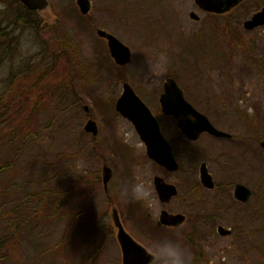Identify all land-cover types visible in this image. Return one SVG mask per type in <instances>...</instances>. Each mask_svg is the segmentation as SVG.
<instances>
[{
  "label": "rangeland",
  "instance_id": "1",
  "mask_svg": "<svg viewBox=\"0 0 264 264\" xmlns=\"http://www.w3.org/2000/svg\"><path fill=\"white\" fill-rule=\"evenodd\" d=\"M48 1L47 9L33 13L44 28L17 25L14 32L10 30L18 39L16 47L0 62V93L10 88L9 99L16 97L18 110L25 102L30 105L17 112V121L12 124L22 121L24 131L6 125L2 136L5 142L8 133L19 137L28 134L21 153L14 154L15 147L8 156L16 167L35 159L30 170L34 173L29 175H38V183L26 185L24 192L52 188L66 217L49 218L51 224L30 239L26 233L18 234L19 250L9 248V257L17 264L18 256L19 264H80L87 261L86 257L89 264H122L110 218L111 205H116L126 229L150 249L163 237L185 238L193 244L192 255L197 251L192 264H264V150L258 143L264 138V26L252 30L243 27V21L264 6V0H247L228 17L208 16L193 0H90L86 16L80 14L76 0ZM11 3L18 7L17 2ZM8 9L6 0H0L1 17ZM191 10L199 15L198 20L189 17ZM97 28L132 46L130 63L119 67L105 50H100L103 40ZM66 46L68 50L63 49ZM52 47L57 51L51 66L54 72L45 68L51 63L50 57L42 56ZM159 53L166 54L164 71L154 69ZM36 63L43 71L39 78L31 70ZM168 77L174 78L185 89V97L223 130L235 137L245 136V143L227 142L215 152L217 142L206 135L196 145L184 144L174 121L162 115L160 120L169 138L176 140L180 164L187 172L170 179L184 176L187 187L190 180H198L199 163L208 160L210 170L216 171V181L231 178L247 182L255 195L242 206L234 198L230 200V193L216 197L203 190L200 201H193L192 206L187 204L188 197L184 202L187 206L173 204L168 208L191 217L200 211L201 218L188 219L175 230H160L151 221L158 218L163 207L152 186L153 175L161 171L147 159L131 124L115 112L114 101L126 81L157 109L162 84ZM4 99L6 105L8 97ZM83 105L89 110L85 111ZM88 118L96 121V137L84 131ZM246 146L248 153L244 151ZM195 147L207 151L198 157ZM217 153L229 154V164L222 157L215 164ZM104 164L113 171L107 192L102 183ZM226 169H230L228 175ZM27 175L19 177L15 186ZM137 177L150 193L137 206L139 209L123 194ZM130 202L131 210H135L132 215L128 214ZM53 205L55 208L56 203ZM219 224L231 227L232 236L218 235ZM63 238L64 244L57 247Z\"/></svg>",
  "mask_w": 264,
  "mask_h": 264
},
{
  "label": "water",
  "instance_id": "2",
  "mask_svg": "<svg viewBox=\"0 0 264 264\" xmlns=\"http://www.w3.org/2000/svg\"><path fill=\"white\" fill-rule=\"evenodd\" d=\"M29 9L43 11L48 7V0H19ZM239 0H195L199 7L210 12L221 13L230 9ZM79 10L86 14L90 8V0H76ZM192 18H197L193 13ZM264 24V8L255 13L251 19L244 22V27L251 29L255 26ZM97 34L105 37L108 41L109 51L113 59L118 64H126L130 61L129 49L123 45L115 36L106 33L102 29H97ZM160 104L165 114H171L177 119V125L181 131L190 139H196L202 131H208L212 134L223 135L224 133L215 129L209 120L203 114L199 113L191 104H189L182 95L181 89L177 86L173 78H167L164 82V91L160 96ZM116 109L126 118L132 121L140 138L147 146L149 157L153 158L160 165L174 169L177 164L173 159L168 143L163 139L159 132L157 122L153 118L149 109L134 94L133 90L124 85V92L116 102ZM84 110L88 107L85 105ZM86 132L95 136L98 132L97 124L93 119H88L84 126ZM264 147V142H262ZM202 183L207 187H212L211 176L207 173L204 166L201 167L200 174ZM111 178L109 167H103V184L106 188ZM155 184L161 201H168L174 194L173 187L166 185L156 177ZM235 197L240 200H247L250 190L243 184L235 186ZM111 218L116 228V237L122 251V264H148L151 259L149 252L141 244L135 241L131 235L124 229L118 211L115 206L111 210ZM183 215H171L165 211L161 212L159 224L179 225L183 222ZM221 234L228 231L222 227L218 228Z\"/></svg>",
  "mask_w": 264,
  "mask_h": 264
},
{
  "label": "trees",
  "instance_id": "3",
  "mask_svg": "<svg viewBox=\"0 0 264 264\" xmlns=\"http://www.w3.org/2000/svg\"><path fill=\"white\" fill-rule=\"evenodd\" d=\"M10 1L11 0H6L9 9L4 11L5 15H3V17L0 15V62L3 60L5 55L12 52L13 47H16L18 35L15 36L13 32L17 29V27H19L17 25L22 26V28H31L36 30L40 26L37 19L33 18L35 17L33 15L35 12L26 9L17 0H13L17 2L15 5H18L17 8H14L12 3L10 4ZM1 12L2 11H0V13ZM4 19L6 21H4ZM40 28L44 27L40 26ZM55 45L57 47V43ZM63 49L68 50V46L63 47ZM56 52V48L52 47L49 51H44L42 54V56L48 55L51 59V63L45 67L50 72H54V68L51 66L54 64L53 59H55ZM76 52L78 54L80 53L78 50ZM31 70L34 72L36 77H41L43 71L40 70L39 63H36L35 67L31 68ZM11 94L12 90H10V88H8L7 91L4 90L0 93V264H17L12 257H9L8 253H10L9 248H16L19 250V248L16 247L18 234L21 235L22 233H26L30 239L37 231H41L45 225L51 224V222L47 221L49 218L53 217L59 219L61 217H66L65 209H63V205H61L59 199L55 198V195H53L54 191L52 188L46 186L40 190L36 189V192L35 189L24 192L25 188H27L26 185H37L38 183V175L33 177H30L29 175V172L34 173V171L30 170L34 167L33 165L35 163V159H27L23 165H18V167H16L13 158L8 157L9 153L12 155V149H16L15 147H17V153L14 151V154L21 153L28 134L26 133V136L24 135L19 137L16 134L13 135L8 133L7 140L3 142L4 137L2 136V132L7 125L10 129L18 126L16 130H19L22 133V129L24 131V127H21V125H23L22 121L19 122V125L12 124L13 121H17V112L20 114L22 112L21 110L29 107L30 105L25 102L21 109L18 110L15 106L16 97L9 99ZM4 97H8L6 105L3 104V101L6 99H4ZM40 97L41 96H39L38 99ZM53 163L55 164L56 161H53ZM26 172L28 175L25 177L26 179L23 183L15 186L18 183V178L25 175ZM25 181H27V184ZM20 192L22 193L20 194ZM55 203L56 206L54 208L53 204ZM133 203L135 207L139 209L137 206H140V202L134 201ZM27 204L28 206H26ZM47 209H49L48 214L45 213ZM141 210L142 209H140V211ZM132 212L135 213V210H132ZM138 215H141V213H138ZM65 238L58 242L57 247L64 244ZM178 240H181V242L190 249L191 253H193V244H189L190 240L186 241L185 238ZM49 250L52 251L53 247ZM47 251L48 247L43 251V253L45 252L46 254ZM196 252L194 250V254L192 255L193 260L195 259ZM91 255L93 254H90V257ZM86 259L87 261L80 264H89V258L86 257ZM20 260L21 257L18 256V264L20 263Z\"/></svg>",
  "mask_w": 264,
  "mask_h": 264
},
{
  "label": "flooded vegetation",
  "instance_id": "4",
  "mask_svg": "<svg viewBox=\"0 0 264 264\" xmlns=\"http://www.w3.org/2000/svg\"><path fill=\"white\" fill-rule=\"evenodd\" d=\"M245 1H247V0H242V1H240V2H238V4H236V6H234L233 8H231L230 10H228L227 12H224V13H221V14H209L208 12H205V11H203V10H201L197 5H195V3H194V5L196 6V8L198 9V10H200L201 12H203V13H206L208 16H216V17H218V16H223V17H228V16H230L231 15V13L240 5V4H242L243 2H245ZM264 6H262L261 8H263ZM260 8V9H261ZM260 9H257V10H255L253 13H255V12H257V11H259ZM29 10H31V9H29ZM31 11H33V12H35L36 14L37 13H40V12H42V11H38V10H31ZM190 12H193V13H195V11H193V10H191ZM252 13V14H253ZM196 14V13H195ZM86 16V15H85ZM46 24V26H47V22L46 21H44V25ZM264 25H262V26H258V27H255V28H253V29H257V28H260V27H263ZM115 36V35H114ZM116 37V36H115ZM117 38V37H116ZM101 39L103 40L101 43H99V45H100V47L102 48V49H100V50H105L106 51V53H107V55H108V57L111 59V61H113V63L115 64V65H117V66H119V67H123L124 65H119V64H117L114 60H113V58L111 57V54H110V52H109V46H108V41H107V39L105 38V37H101ZM123 45H125L128 49H129V52H130V61L128 62V63H130L131 62V60H132V46L130 45V44H127V43H125V42H123V41H121L119 38H117ZM127 63V64H128ZM177 82V81H176ZM125 84H127L132 90H133V92H134V94L143 102V104L150 110V112H151V114H152V116H153V118L155 119V121L157 122V125H158V127H159V131H160V134H161V136L163 137V139L168 143V146H169V148H170V153H171V155H172V157H173V159L175 160V162H176V164H177V166L174 168V169H170V168H168V167H164V166H161V165H159V164H157L153 159H151V158H149L146 154V157H147V159L148 160H150L151 162H152V164L156 167V168H158L157 170H160L161 171V174H158V173H156L155 175H153V177H152V186H153V190H154V192H155V195H156V197H157V200H158V202L163 206L162 207V209L159 211V213H158V218L156 219V220H154L153 218V220L151 221V224L153 225V227L155 228V229H163V230H175V229H177V228H179L180 226H182L184 223H186L187 221H188V219H192V218H196L197 220H198V218H201L202 216H203V214L200 212V211H197V212H194L193 214H192V216L193 217H191V216H189V213H185V212H183V211H179V210H176V211H173V210H170V209H168V208H170V205H173V204H175V205H177V206H179V207H184L186 204L184 203L186 200V198H190L188 201H190V202H188L187 204H190L191 206H192V204H193V201H200V199L202 198V195L200 194V193H202L203 192V190H206V191H208V192H212L213 194H214V196H216V197H218V196H223L222 194H224L225 196L227 195V193H230L229 194V197H230V200L233 202V198H234V201H235V203L237 202L238 204H240V205H242V206H245V205H248L249 203H250V199L251 198H253L254 197V195H255V193H254V191H253V189L251 188V186L247 183V182H242V181H237V180H233V179H231L230 177H231V175L228 177V176H226L225 178H230V180L228 181V180H225V179H223L222 180V182L221 183H219L218 181H216V179H214V177L213 176H215L216 175V171L214 170V169H212L211 168V170L213 171H211L210 170V164H209V162H208V160H202L200 163H199V166H198V170H197V172H198V180H196V181H189V183H187V187H185V181H184V176L185 175H187V172H186V170H184L183 169V165L181 166V164H180V161H179V151L176 149V140H174V138H169V136L167 135V131H166V129H165V126H164V124H163V122H161V120H160V117L163 115L164 116V118H166V119H171V120H173L174 121V123H175V127H176V129H177V132H178V135H179V137L178 138H180V137H182V139L184 140H182V142L185 144V143H189V144H191V145H196L195 143L197 142V141H199L200 140V137L202 136V135H206V136H208L209 138H211L213 141H215V142H217V145L215 146V152L217 151V149H218V147H220L221 148V146L223 145V144H225V143H239V144H242V143H245V142H243V140L245 139V136H243V135H240V136H238V137H235V136H233L232 134H231V132H228L227 130H223V128H221L220 126H218L217 125V123L214 121V120H212L211 118H209V116L207 115V114H205L206 112H204V111H202V110H200V112H202L203 114H205L208 118H209V121H210V123L213 125V127H215L216 129H218L219 131H221V132H223L224 134L223 135H216V134H211V133H209V132H201V134L198 136V138L197 139H195V140H192V139H189V138H187V136L181 131V129L178 127V125H177V120L175 119V117L174 116H172V115H169V114H165V113H163V111H162V109H161V104H160V96H161V94L163 93V90H164V82H163V84H162V91H161V93L159 94V96H158V108L157 109H154V108H152V105L151 104H149V102H148V100H145L142 96V94L140 93L139 94V92H137V90L132 86V85H130L129 83H127L126 81H123L122 82V87H121V91H120V93H119V95L117 96V98H116V100L114 101V109H115V104H116V102H117V100L122 96V94H123V92H124V85ZM178 84V83H177ZM178 86H179V88L181 89V92H182V94H183V97H184V99L185 100H187L190 104H192L194 107L195 106H197L195 103H193L191 100H190V98L188 99L187 97H185L186 95H184V93H185V89L181 86V85H179L178 84ZM84 106L85 105H83L82 107H83V109H84ZM87 106V105H86ZM88 107V106H87ZM196 108V107H195ZM197 109V108H196ZM88 110H89V107H88ZM87 110V111H88ZM198 110V109H197ZM115 112L118 114V115H120L121 116V114L119 113V112H117L116 111V109H115ZM159 112H160V114H159ZM88 113V112H87ZM122 117V116H121ZM124 120H126L128 123H130L131 124V122H129L126 118H124V117H122ZM88 119H90V118H88ZM92 119V118H91ZM94 120V119H93ZM95 121V120H94ZM96 122V121H95ZM131 126L133 127V129H134V126L131 124ZM168 126L170 127L171 125H170V123L168 124ZM98 128V127H97ZM134 131H135V129H134ZM98 132H99V129H98ZM98 132H97V134H98ZM135 133H136V131H135ZM96 134V135H97ZM96 135L95 136H93V137H96ZM136 135H137V133H136ZM137 137H138V135H137ZM138 139H139V137H138ZM240 139V140H239ZM247 139H250L248 136H247ZM140 140V139H139ZM221 140H224V142H219V141H221ZM264 141V138H261V139H259V148H261V149H263L262 148V142ZM141 142V141H140ZM142 143V142H141ZM222 143V144H221ZM143 144V143H142ZM143 147H144V150L146 151V148H145V145L143 144ZM223 150V149H222ZM264 150V149H263ZM203 151H207V149H205L204 147L203 148H201V147H195V149H194V152H195V154H196V156H198L199 157V155H200V153H202ZM224 151V150H223ZM223 151H222V153H223ZM244 151H246L247 153H248V151H250V149H249V147H244ZM242 152L243 154H246L245 152ZM222 153H217L215 156V164H219L218 162H219V160H220V158L222 157V158H224L225 159V164H229V161H230V156H229V154H227V155H224V154H222ZM204 156V155H203ZM200 157H202V156H200ZM214 160H212V161H214ZM259 160V159H258ZM211 161V160H210ZM259 163V162H258ZM225 164H224V166H223V168H225ZM104 166H108L107 164H104L103 165V167ZM202 166H204V168H206V170H207V172L210 174V176H211V181H212V183H213V186L212 187H206V186H204L203 184H202V182H201V177H200V174H201V167ZM103 167H102V177H103ZM108 167H110V166H108ZM110 169H111V178H110V180L108 181V183L109 182H111L112 181V179H113V171H112V168L110 167ZM230 169H226V173L227 174H225V175H228V171H229ZM180 173H182L184 176H182V178H181V180L179 179V180H175V179H173V180H171L170 179V176H172V175H179ZM182 174H180V176L182 175ZM156 177L157 178H159L160 180H161V182L162 183H164V184H166V185H169V186H172L173 187V191H174V194L170 197V199L168 200V201H161V199H160V197H159V194H158V192H157V188H156V184H155V179H156ZM173 177H176V176H173ZM108 183H107V185H108ZM237 184H243V185H245L249 190H250V195L248 196V198H247V200H245V201H243V200H240V199H238L237 197H235V186L237 185ZM103 188H104V191L105 192H107V188H108V186H106V188H105V186H104V184H103ZM186 188V189H185ZM134 202V201H133ZM131 204H132V202H130V203H128V210H129V213L128 214H131L132 215V210H131ZM232 204V203H231ZM113 206H115L116 207V209H117V211H118V214H119V217H120V220H121V223H122V225H123V227L125 228V230L127 231V232H129V234H131L132 235V237L134 238V239H136L138 242H140L147 250H149L150 252H151V249H150V247L147 245V243L145 242V243H143L142 241H139L138 240V238H136L134 235H133V233H131L129 230H128V228L126 229V227H125V221H124V219H123V217L121 216V214H120V212H119V209H118V207L116 206V205H111V209L113 208ZM187 206V205H186ZM111 211V210H110ZM161 211H166L167 213H169V214H178V215H183L184 216V220H183V222L181 223V224H179V225H177V226H171V225H166V224H159V214H160V212ZM193 223H197L196 221H192V224ZM219 227H222L224 230H226V231H228V233H226V234H221L220 232H219V230H218V228ZM216 232H217V234L218 235H220V236H224V237H230V236H232V234H233V231H232V228L230 227V228H227V227H225V226H223V225H221V224H219V225H217V228H216ZM115 237H116V231H115ZM195 247H197V243L195 244ZM198 248H196V250H197Z\"/></svg>",
  "mask_w": 264,
  "mask_h": 264
},
{
  "label": "clouds",
  "instance_id": "5",
  "mask_svg": "<svg viewBox=\"0 0 264 264\" xmlns=\"http://www.w3.org/2000/svg\"><path fill=\"white\" fill-rule=\"evenodd\" d=\"M167 64L165 53L158 54V60L154 65L155 70L164 71ZM133 201L144 202L149 196L146 183L138 177L123 192ZM151 259L148 264H192V253L180 240L163 237L155 242L151 248Z\"/></svg>",
  "mask_w": 264,
  "mask_h": 264
}]
</instances>
